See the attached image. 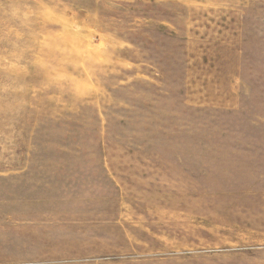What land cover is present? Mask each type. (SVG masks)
Returning <instances> with one entry per match:
<instances>
[{
    "label": "rangeland",
    "instance_id": "374dc122",
    "mask_svg": "<svg viewBox=\"0 0 264 264\" xmlns=\"http://www.w3.org/2000/svg\"><path fill=\"white\" fill-rule=\"evenodd\" d=\"M0 264H264V0H0Z\"/></svg>",
    "mask_w": 264,
    "mask_h": 264
}]
</instances>
